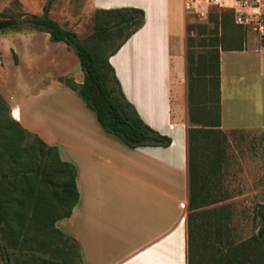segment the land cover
I'll return each mask as SVG.
<instances>
[{"label": "crops", "instance_id": "crops-1", "mask_svg": "<svg viewBox=\"0 0 264 264\" xmlns=\"http://www.w3.org/2000/svg\"><path fill=\"white\" fill-rule=\"evenodd\" d=\"M92 5L145 11L143 27L110 62L127 99L146 123L171 137L170 146L131 148L105 131L79 93L59 79L82 83L84 72L75 50L52 41L47 32L16 35L21 39L14 45L20 62L11 63L8 55V63L0 64V95L27 130L57 145L61 158L76 166L79 201L56 225L78 241L82 264H187L190 123L184 0H92ZM254 47L264 57V46ZM248 48L221 50L220 57L221 128L228 137L223 164L226 203L232 197L225 181L231 136L260 131L264 151V120L247 125L231 117L228 126L225 120L229 98L251 102L253 113L264 116V80L240 74L232 77L229 89L224 80L225 54L233 57ZM27 106L34 113H26Z\"/></svg>", "mask_w": 264, "mask_h": 264}, {"label": "trees", "instance_id": "trees-1", "mask_svg": "<svg viewBox=\"0 0 264 264\" xmlns=\"http://www.w3.org/2000/svg\"><path fill=\"white\" fill-rule=\"evenodd\" d=\"M54 1L47 0L41 15H27L11 27L47 32L52 41L64 42L75 50L84 72L82 83L59 79L79 93L105 131L131 148L170 146L171 137L146 123L127 99L110 62L143 27L145 11L138 7L98 8L94 33L81 38L51 17ZM194 28L187 16L188 34ZM261 43L264 46V37ZM244 49L243 32L228 33L225 27L221 34L215 28L208 34L199 31L197 37L187 36V264H264V203L256 212V232L238 240L232 225L233 206L224 202L228 137L221 128L220 57L221 50ZM14 58L17 61L16 54ZM76 178V166L61 158L59 147L27 130L0 95V240L4 264H82L78 241L56 225L72 214L79 201Z\"/></svg>", "mask_w": 264, "mask_h": 264}, {"label": "rangeland", "instance_id": "rangeland-1", "mask_svg": "<svg viewBox=\"0 0 264 264\" xmlns=\"http://www.w3.org/2000/svg\"><path fill=\"white\" fill-rule=\"evenodd\" d=\"M46 2L47 0H0V19L18 20L27 15L40 14ZM95 10L92 0H55L51 6L50 15L65 28L77 32L81 38H88L96 29ZM188 20L195 25V28L188 36L194 35L197 37L199 31H204L205 34H208L211 29L215 28L221 34L222 27H225L228 33L230 31L243 32L245 48L249 46L247 52L233 54L235 55L233 57L232 55L228 56L229 53L225 54L227 57L224 59V80L228 89L230 88L229 83L232 77H239L240 74L255 81L264 80V77L261 76V63H263L264 57L254 47L255 44L262 45V36L253 26L244 27L238 25L235 22L232 10L218 7H210L208 12L202 16L189 12ZM222 22L224 23L223 26ZM30 31L32 29L26 26L20 29L9 27L0 30V64L5 66L8 63V55L11 63L19 64L18 56L17 61L14 58V54H16L14 45L16 41L21 39L16 35ZM259 88L257 86L253 89L258 90ZM256 94L260 98L264 95V93L262 95L258 92ZM78 97L82 99L80 95ZM252 99L254 103L258 102L257 99L253 97ZM251 105V102L242 98L227 99L225 106L227 110L230 108V111L225 113L226 125L228 124V118L231 117L239 118V124H260L259 122L264 120V116L257 117L250 108ZM26 109L24 110L26 113H34L29 109V106ZM93 113L95 112L93 111ZM251 119L259 121H252ZM246 128L248 130L250 127ZM260 135V131H250L243 138L235 135L231 136L230 159L226 168L225 181L232 196L227 202L233 206L232 225L237 233L238 240L247 239L256 232V226L259 223L256 212L258 205L264 203V151ZM43 256L46 258L50 257L49 254H43ZM4 263L0 240V264Z\"/></svg>", "mask_w": 264, "mask_h": 264}, {"label": "built area", "instance_id": "built-area-1", "mask_svg": "<svg viewBox=\"0 0 264 264\" xmlns=\"http://www.w3.org/2000/svg\"><path fill=\"white\" fill-rule=\"evenodd\" d=\"M188 13L205 15L210 7L230 9L235 22L244 27H254L264 37V4L262 0H184Z\"/></svg>", "mask_w": 264, "mask_h": 264}, {"label": "water", "instance_id": "water-1", "mask_svg": "<svg viewBox=\"0 0 264 264\" xmlns=\"http://www.w3.org/2000/svg\"><path fill=\"white\" fill-rule=\"evenodd\" d=\"M16 23L14 19H0V30L9 28Z\"/></svg>", "mask_w": 264, "mask_h": 264}]
</instances>
